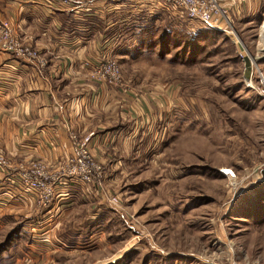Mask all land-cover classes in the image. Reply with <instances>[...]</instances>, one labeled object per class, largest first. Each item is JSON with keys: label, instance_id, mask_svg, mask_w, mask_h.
<instances>
[{"label": "rangeland", "instance_id": "rangeland-1", "mask_svg": "<svg viewBox=\"0 0 264 264\" xmlns=\"http://www.w3.org/2000/svg\"><path fill=\"white\" fill-rule=\"evenodd\" d=\"M140 15L115 50L164 107L105 161L101 184L117 200L78 185L44 238L41 209L0 199V264L264 263V19L217 32L167 11Z\"/></svg>", "mask_w": 264, "mask_h": 264}, {"label": "crops", "instance_id": "crops-1", "mask_svg": "<svg viewBox=\"0 0 264 264\" xmlns=\"http://www.w3.org/2000/svg\"><path fill=\"white\" fill-rule=\"evenodd\" d=\"M219 1L231 24L245 16L248 20L264 19V0ZM81 3L0 0V20L6 19L14 34L46 59L45 66L38 69L32 60L0 49V152L11 159L24 156L55 162L71 153V130L92 132L91 149L105 162L114 152L125 149L127 137L131 136L130 142L140 138L138 127L144 134L145 122L160 117L159 109L164 106L143 95L144 88L134 82L135 74L123 71L131 63L124 58L127 53L115 48L123 43L121 31L130 21H139L141 12L175 13L156 0ZM105 55L118 56L122 74L119 84L89 76L91 66ZM5 172L0 169V199L9 184ZM65 184L66 194L55 195L41 208L44 238L53 234L54 225L78 193V184ZM81 191L86 197L103 198L93 185L83 186ZM6 204L30 213L37 211L24 192L12 196Z\"/></svg>", "mask_w": 264, "mask_h": 264}, {"label": "built area", "instance_id": "built-area-1", "mask_svg": "<svg viewBox=\"0 0 264 264\" xmlns=\"http://www.w3.org/2000/svg\"><path fill=\"white\" fill-rule=\"evenodd\" d=\"M74 6L81 5V0H62ZM92 4L96 0H85ZM125 2L127 0H111ZM163 3L175 14L184 15L197 20L204 25L226 30L231 27L230 19L223 4L219 0H156ZM261 25V23H260ZM232 29V28H231ZM0 49L12 51L23 58L30 59L38 69L46 64V59L29 43L23 42L16 36L6 19L0 20ZM89 76L119 84L122 80L121 68L114 57L103 56L92 65ZM92 132L69 131L71 153L55 162H48L42 158L20 156L11 161L0 152V169H4L9 184L5 186V198L9 199L20 192L30 197L31 203L41 209L47 206L55 195L66 194V182L76 183L83 187L93 185L98 188L103 198L115 202V194H111L101 184L105 162L98 158L91 149ZM230 169V168H229ZM222 173L227 174L220 170ZM233 173V172H232ZM264 183V175L262 178ZM250 264H259L251 262Z\"/></svg>", "mask_w": 264, "mask_h": 264}, {"label": "trees", "instance_id": "trees-1", "mask_svg": "<svg viewBox=\"0 0 264 264\" xmlns=\"http://www.w3.org/2000/svg\"><path fill=\"white\" fill-rule=\"evenodd\" d=\"M205 28H207V29H209V30H212V31H221V30H219V29H217V28H214V27H212V26H208V25H205ZM143 40V37H141L140 38V41H142ZM147 40L148 41H150L151 39L150 38H147Z\"/></svg>", "mask_w": 264, "mask_h": 264}, {"label": "bare ground", "instance_id": "bare-ground-1", "mask_svg": "<svg viewBox=\"0 0 264 264\" xmlns=\"http://www.w3.org/2000/svg\"><path fill=\"white\" fill-rule=\"evenodd\" d=\"M261 28H263L262 30H264V21H263V25L261 26ZM246 62H247V61H246ZM248 64H249V63H248ZM221 170L224 171V172H227L228 175H232V174H233V173H232V170L229 169V168H228V169H227V168H226V169H225V168H222Z\"/></svg>", "mask_w": 264, "mask_h": 264}]
</instances>
